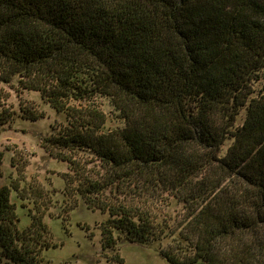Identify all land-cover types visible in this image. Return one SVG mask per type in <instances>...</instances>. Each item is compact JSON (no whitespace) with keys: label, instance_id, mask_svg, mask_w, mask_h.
Listing matches in <instances>:
<instances>
[{"label":"trees","instance_id":"1","mask_svg":"<svg viewBox=\"0 0 264 264\" xmlns=\"http://www.w3.org/2000/svg\"><path fill=\"white\" fill-rule=\"evenodd\" d=\"M0 80L64 113L42 146L66 195L109 214L104 250L264 264V0H0ZM20 181L0 186V258L43 264L56 244L36 200L19 227Z\"/></svg>","mask_w":264,"mask_h":264},{"label":"rangeland","instance_id":"2","mask_svg":"<svg viewBox=\"0 0 264 264\" xmlns=\"http://www.w3.org/2000/svg\"><path fill=\"white\" fill-rule=\"evenodd\" d=\"M255 87L260 89L261 82L255 83ZM0 105L15 113L13 120L0 129V186L21 180L20 187L29 198L23 200L17 191L11 192L20 228L31 224L30 210L36 208L34 200L38 208H45V221L56 246L45 249L43 264H122L113 259L117 252L124 264H170L160 253L165 242L141 244L123 240L116 250L103 249L101 223L109 214L88 208L80 195L76 199L66 195L63 173L68 171V163L51 157L42 146V139L51 133L52 126L65 122L64 113L46 103L40 92L20 93L1 80ZM21 106L33 112L44 111L45 116L36 120L24 118L20 115ZM105 108L114 111L107 102ZM245 113L242 109L239 124ZM231 142L232 139L225 142L223 154ZM14 152L15 163L23 174L12 165ZM74 199L77 204L73 206ZM0 264L8 262L0 258Z\"/></svg>","mask_w":264,"mask_h":264}]
</instances>
